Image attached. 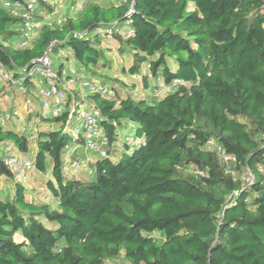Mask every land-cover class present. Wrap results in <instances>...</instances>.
<instances>
[{
	"label": "trees",
	"instance_id": "trees-1",
	"mask_svg": "<svg viewBox=\"0 0 264 264\" xmlns=\"http://www.w3.org/2000/svg\"><path fill=\"white\" fill-rule=\"evenodd\" d=\"M103 1L68 0L62 25H43L32 46L20 47L22 19L0 0V59L14 77L25 75L37 105L25 123L39 119L30 137L24 119L5 116L0 152L10 143L31 152L48 190L32 199V187L14 183L0 160L9 189H0V264H264V0ZM131 7L134 32L104 45L98 28L124 21ZM48 50L56 69L73 63L112 84L110 95L77 92V108L99 110L111 138L93 175L66 171L70 142L84 143L68 117L70 98L53 116L41 107L45 81L29 75ZM149 74L163 77V93ZM6 86L25 108L12 81ZM121 133L145 144L116 159L118 144L129 148ZM209 139L236 158V174ZM245 169L252 181L241 177Z\"/></svg>",
	"mask_w": 264,
	"mask_h": 264
},
{
	"label": "built area",
	"instance_id": "built-area-1",
	"mask_svg": "<svg viewBox=\"0 0 264 264\" xmlns=\"http://www.w3.org/2000/svg\"><path fill=\"white\" fill-rule=\"evenodd\" d=\"M2 4L15 17L22 19L19 25L21 33L18 45L20 47H29L33 45L36 31L43 25L54 27L62 25L64 22V15L61 12L68 0H1ZM45 3H52L56 5L54 13L49 12ZM134 12L133 7L127 12L124 21H115L106 29L99 27V31H103L104 42H112L116 38V34L120 33L123 36L129 37L134 32L132 26L131 15ZM76 35L83 36L86 32H75ZM33 66L29 75L39 74L40 82L45 83L40 87L39 96L41 100V107L45 111H49L53 116L60 115L65 109V102L69 99V120L74 121V131L76 134L81 133L84 139L85 146L93 152H96L100 157H108L110 150V136L100 126L101 115L96 108L78 107L77 92L85 91L84 93H99L101 95H110L113 93V87L108 83L92 81L88 78L83 69L78 68L73 63H68L62 71L54 67L52 53L48 50L43 56L33 60ZM23 71V69H22ZM152 88L157 93H163L166 90V83L161 75L156 78L149 74ZM0 79L5 81H12V84L25 97V108L32 109L34 100L29 94L28 86L25 84V75L14 77L13 73L9 71L3 61L0 59ZM78 87L76 89V86ZM0 124L6 127L5 119L0 118ZM122 143H126L130 150L136 149L137 146L144 145L145 141L140 137H135L133 134L119 135ZM207 148L216 151L221 161L225 164L226 170L236 174L234 168L236 158L227 152L226 147L215 141L209 139L207 141ZM0 160L7 166L13 174L14 183H27L28 170L34 166V159H32L31 152H18L14 144H7L0 152ZM241 177L245 181H252L254 178L253 172L250 169H245Z\"/></svg>",
	"mask_w": 264,
	"mask_h": 264
},
{
	"label": "rangeland",
	"instance_id": "rangeland-1",
	"mask_svg": "<svg viewBox=\"0 0 264 264\" xmlns=\"http://www.w3.org/2000/svg\"><path fill=\"white\" fill-rule=\"evenodd\" d=\"M103 2L105 3V2H107V0H104ZM108 2H113V0H109ZM67 7H68L67 5H65L63 7V10H62L63 13L71 12V6L69 7L68 10H66ZM76 7H78V6H76ZM76 7L74 9H76ZM75 14H77V13H75ZM108 44L111 45V48L114 51L113 58L115 59V61L119 65L121 63V59L123 58L122 55L120 54V52L118 51V49L116 48L115 45H113L112 43H108ZM104 45H107V42L106 43L104 42ZM71 58L73 59L72 56H71ZM54 59H57L55 55H53V60ZM54 64L58 65V62L54 61ZM35 76H36L37 79L40 77L39 74H36ZM1 83H3L2 84L3 87L0 86V118L6 119V118L9 117V120H11V123L12 122L13 123H20L21 119H24V124L23 125L28 123V125L30 126V129H28V131L30 133V137H35V133L33 131H35L36 123H37V120H39V119H33L32 124H29V121H27L25 123V121H26V119L28 117L27 114L29 112H31L32 114L35 113V109L34 108L37 105H33L32 106V109H34L33 111H27L25 108H22V106H24L22 96L17 94L14 90H12L10 92V94L8 95L6 90H8L9 87L6 86L7 84H5L4 80H1ZM109 84H111V83H109ZM110 86H112V84ZM77 88L78 87L76 86V89ZM132 88H134L133 85H132ZM129 90L134 92V90H132L131 88H129ZM137 90H138V88H137ZM82 92H85V91H82ZM82 92L80 90L79 93H81L83 95ZM139 92L142 93L143 92L142 89L139 90ZM40 109H41V107H40ZM10 110H11L12 113H14V112L15 113L11 114ZM36 110H37V108H36ZM5 116H6V118H4ZM23 125H22V127H23ZM121 135H123V133H121L120 136ZM135 137H137V136H135ZM119 141L122 143L121 139H119ZM70 145H73L74 147H76V150H74L73 154L71 155V154H69L70 150L66 149L67 151H66V154H65V159L67 161H69V162H72V161H74L76 159H79V161L76 164H72V163L71 164L68 163L69 165L67 164L68 167L71 170H75L76 169L75 173H78L79 175L84 173L82 171L87 166L85 165L84 162H81L80 159H85V158L88 159V161H92L93 162V168H95V163H96V157L95 156L96 155L94 153H92L91 151H89L85 147V145H84V143L82 141H71ZM121 148H122V151H121V153L118 156L115 157L116 159L119 158V156L125 150H130V148H128L127 146H123V145H121ZM31 155H32V153H31ZM32 159H34L33 155H32ZM41 174H43V173H41ZM26 184H27L28 187H30V188L32 187V199H34V200L42 199L40 194L48 191V190H46L45 180L37 172L36 165H34L31 169L28 170V181H27ZM0 187H1L0 189H2V190L4 189L5 191L8 189V187H7L6 183H5V180L2 179V178L0 179ZM35 191H38V192H35ZM9 195L12 196V193H10ZM17 239H19V236H17ZM123 263L125 264L124 260L122 261L121 259H115V260L108 261V264H123Z\"/></svg>",
	"mask_w": 264,
	"mask_h": 264
},
{
	"label": "crops",
	"instance_id": "crops-1",
	"mask_svg": "<svg viewBox=\"0 0 264 264\" xmlns=\"http://www.w3.org/2000/svg\"><path fill=\"white\" fill-rule=\"evenodd\" d=\"M85 145V144H84ZM120 144H118L117 145V149H118V151L117 152H115L114 153V156L116 157V156H118L120 153H121V151H122V148H121V146H119ZM86 147V146H85ZM87 148V147H86ZM88 149V148H87ZM70 152H69V154H73V152H74V150H76V147H74L73 145H71V147H70ZM89 151H91L90 149H88ZM92 153H94L96 156V161H97V159H98V157H100L99 156V154L98 153H96V152H93V151H91ZM79 161V159H76V160H74V161H72V162H70V163H72V164H76L77 162ZM80 161L81 162H84L85 163V165L87 166V167H85V169L82 171V172H84V173H82L81 175H79L78 173H75V170H71L69 167H67L66 168V171H68V173H70L71 174V176H74V177H76V176H81V177H86V176H89V175H93V174H91V173H93L94 171H95V168H93V162L92 161H88V159H80ZM95 165H96V163H95ZM80 170V169H79ZM78 172V171H77ZM90 173V174H89Z\"/></svg>",
	"mask_w": 264,
	"mask_h": 264
}]
</instances>
